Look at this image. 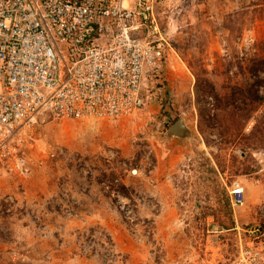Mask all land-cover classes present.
<instances>
[{
    "label": "rangeland",
    "instance_id": "374dc122",
    "mask_svg": "<svg viewBox=\"0 0 264 264\" xmlns=\"http://www.w3.org/2000/svg\"><path fill=\"white\" fill-rule=\"evenodd\" d=\"M160 18L172 43L163 105L115 121L48 119L30 171L0 169V264L237 255L264 203V0H182ZM181 115L192 139L165 133ZM235 180L243 207L232 204Z\"/></svg>",
    "mask_w": 264,
    "mask_h": 264
},
{
    "label": "built area",
    "instance_id": "2783aa9c",
    "mask_svg": "<svg viewBox=\"0 0 264 264\" xmlns=\"http://www.w3.org/2000/svg\"><path fill=\"white\" fill-rule=\"evenodd\" d=\"M181 1L0 0V169L30 171L48 119L115 121L163 105L172 43L160 16ZM229 191L245 206L242 182ZM256 214L224 264H264V203Z\"/></svg>",
    "mask_w": 264,
    "mask_h": 264
},
{
    "label": "water",
    "instance_id": "95a60500",
    "mask_svg": "<svg viewBox=\"0 0 264 264\" xmlns=\"http://www.w3.org/2000/svg\"><path fill=\"white\" fill-rule=\"evenodd\" d=\"M170 130H174L173 133H168ZM167 136H174L179 137L181 139H192L194 137V130L186 120V118L181 115L176 119L167 129H166Z\"/></svg>",
    "mask_w": 264,
    "mask_h": 264
},
{
    "label": "trees",
    "instance_id": "16d2710c",
    "mask_svg": "<svg viewBox=\"0 0 264 264\" xmlns=\"http://www.w3.org/2000/svg\"><path fill=\"white\" fill-rule=\"evenodd\" d=\"M258 68H259V67H258ZM258 68L255 70V72H257V73H258V72H259V70H260V69H258ZM263 70H264V69H263Z\"/></svg>",
    "mask_w": 264,
    "mask_h": 264
}]
</instances>
